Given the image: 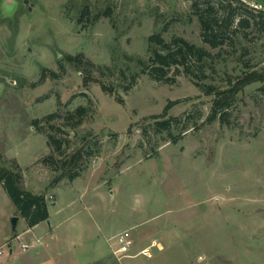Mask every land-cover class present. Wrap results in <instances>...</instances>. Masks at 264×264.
<instances>
[{"label": "rangeland", "instance_id": "obj_1", "mask_svg": "<svg viewBox=\"0 0 264 264\" xmlns=\"http://www.w3.org/2000/svg\"><path fill=\"white\" fill-rule=\"evenodd\" d=\"M194 2L0 0V168L20 173L61 218L78 212L104 245L131 229L130 254L151 252L119 260L110 248L93 264H264V82L230 91L264 71L262 18L233 4L252 25L235 22L212 48ZM152 36L210 55L159 81L151 57L166 51ZM164 119L170 131L158 129ZM0 187L12 231L21 212Z\"/></svg>", "mask_w": 264, "mask_h": 264}, {"label": "trees", "instance_id": "obj_2", "mask_svg": "<svg viewBox=\"0 0 264 264\" xmlns=\"http://www.w3.org/2000/svg\"><path fill=\"white\" fill-rule=\"evenodd\" d=\"M207 3L205 7H202L200 0H195L193 3V7L195 8V14L199 17L201 27H202V37L203 40L208 43L212 48H218L226 44L228 39L227 31L235 22H237V26L240 28L250 27L252 25V19L249 16L245 15H236V10L233 4L241 3L243 6L247 8V10H256L259 12L261 16V22L264 26V9L257 8L255 6L250 5L245 0H217L216 3L211 2V0H205ZM227 3L228 6H224L223 4ZM260 5L259 3H257ZM223 5L228 8L229 11L223 14L222 16H218L216 12V6ZM264 7V5H262ZM238 17V19H237ZM237 20V21H236ZM151 42H155L156 44L162 46L166 53L154 50L152 60V67L150 70V75L159 81H163L167 79L168 70L172 66H183L188 74H191L190 69V60L196 58L198 61L203 60L205 57L210 55V52L204 48H201L195 44H191L186 39L180 37L176 38L173 43H167L165 39L161 36H152L150 38ZM72 59V57H69ZM46 73L43 74L42 78H44ZM53 76H58L55 72H52ZM168 81V80H167ZM257 81L264 82V71L258 72L253 71L251 73H247L235 86L233 90H230L232 94L243 89L249 84H252ZM231 104V99L227 97L222 101H217L214 111L213 117H217L219 112L224 111ZM86 111V108L81 106L77 109V112L80 115H83ZM227 113H222L221 116L224 118ZM160 117H157V119ZM156 125L159 130H168L170 131L172 120L164 119L161 121H157ZM51 140L53 137H50ZM58 142V141H56ZM60 148V146L58 147ZM80 154V153H79ZM51 158V157H50ZM79 158L78 156L74 157V161ZM75 174L71 175V178H75ZM22 176L20 173L16 172L15 169L12 168H0V183H3L5 189L10 196L13 203L21 212V216L25 218L29 226H35L42 221H46L49 219V208L46 202V198L44 194L36 195L30 191H27L21 186Z\"/></svg>", "mask_w": 264, "mask_h": 264}, {"label": "crops", "instance_id": "obj_3", "mask_svg": "<svg viewBox=\"0 0 264 264\" xmlns=\"http://www.w3.org/2000/svg\"><path fill=\"white\" fill-rule=\"evenodd\" d=\"M3 185V183H0ZM1 191L3 187H0ZM3 198L11 204V198L5 187ZM13 202V201H12ZM50 217L35 226H29L25 218L19 217L17 229H8L9 225L2 219L0 210V247L13 243L5 252L0 264H93L109 255V237L105 245L87 231L78 212H69L61 218V211H53L48 205ZM21 227L19 229V224ZM40 239V243L30 250L17 252L22 243ZM19 246V247H18ZM108 246V247H107ZM107 247V248H106Z\"/></svg>", "mask_w": 264, "mask_h": 264}, {"label": "built area", "instance_id": "obj_4", "mask_svg": "<svg viewBox=\"0 0 264 264\" xmlns=\"http://www.w3.org/2000/svg\"><path fill=\"white\" fill-rule=\"evenodd\" d=\"M110 248L112 249L113 254L119 259L122 260L126 257L135 258L138 255H144L151 257V252L149 248L143 249L139 254L132 255L130 254L132 249L135 246V237L131 229L123 230L117 235L108 239ZM40 243V239H34L28 243H22L21 249L26 252L31 248L37 246ZM13 247V243H7L4 246L0 247V259L5 256V252L9 251Z\"/></svg>", "mask_w": 264, "mask_h": 264}, {"label": "water", "instance_id": "obj_5", "mask_svg": "<svg viewBox=\"0 0 264 264\" xmlns=\"http://www.w3.org/2000/svg\"><path fill=\"white\" fill-rule=\"evenodd\" d=\"M247 3L257 7V8H261V9H264L263 6H260L258 5L257 3H255L253 0H245ZM18 221H19V217H14L12 218V225H13V229L16 230L17 229V224H18Z\"/></svg>", "mask_w": 264, "mask_h": 264}]
</instances>
